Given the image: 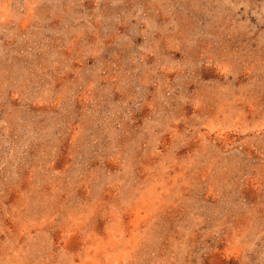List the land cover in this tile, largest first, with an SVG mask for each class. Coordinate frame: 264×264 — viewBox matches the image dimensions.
<instances>
[{"label":"rangeland","instance_id":"rangeland-1","mask_svg":"<svg viewBox=\"0 0 264 264\" xmlns=\"http://www.w3.org/2000/svg\"><path fill=\"white\" fill-rule=\"evenodd\" d=\"M0 264H264V0H0Z\"/></svg>","mask_w":264,"mask_h":264}]
</instances>
